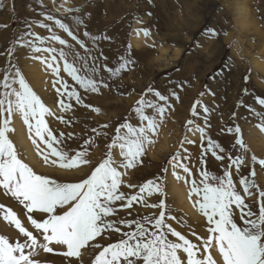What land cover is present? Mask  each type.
Masks as SVG:
<instances>
[{"label":"rangeland","instance_id":"obj_1","mask_svg":"<svg viewBox=\"0 0 264 264\" xmlns=\"http://www.w3.org/2000/svg\"><path fill=\"white\" fill-rule=\"evenodd\" d=\"M9 3L17 13L18 0H0V8L3 9L1 15L5 10H10ZM22 3L26 8V19L19 25L16 19L13 21L10 36L6 41L0 35V80L5 76L11 78L18 69L29 86L52 111L53 115H46L45 119L54 135L59 137L60 133L64 134L61 147H65L70 155L87 147L86 159L89 160V164L72 170L44 163L29 138L27 126L19 114H13L11 127L15 130L8 134L9 138L14 143L19 157L37 174L47 175L58 182H78L86 178L107 157L109 151L117 162L122 160L119 149H109L108 145L122 122L128 120L133 125L139 123L133 109L136 101L144 95L146 99L165 104L166 112L158 133L153 137L155 142L151 149L146 145L145 153L140 158L142 163L131 169H118L126 173L122 176L124 183L119 190L126 194H135L138 187L147 180H158L163 186V193L152 195L147 199V203L156 204L164 199L167 210L166 223L193 243L200 245V238L206 239L209 235L207 218L198 206H194L197 200L195 195L186 197L182 205L176 202L177 197L173 196V192H177L171 189L170 182L177 180L174 173L184 172L181 168L173 167L174 161L170 160V156L179 152L181 158L185 157L182 158V163L187 164L191 170L197 167L200 171V156L207 146V139H201L202 134L195 129L204 127L207 138L218 141L227 153L225 162L205 153L204 170L222 174L225 164L226 168L231 170V160L242 155L243 166L234 171L233 179L240 190L238 178L255 170L256 176L252 179L258 187L252 196L245 197V202L253 211H258V202L261 200L258 193L264 190V165L259 164V160L264 159V132L258 127L260 121L253 112H264V105L257 101L258 97L264 98V0H22ZM88 12L90 14H87ZM77 13L81 15L75 16ZM48 16L53 19L48 20ZM0 17V23H6V26H2L6 36L9 25L4 16ZM96 19H103L105 23L101 28V34L106 36L103 44L99 43V35H96L101 26L95 22ZM57 20L69 26L76 37L75 40L59 27ZM81 20L89 22L83 23L82 32L79 29L82 23L78 22ZM42 23L49 27H42ZM144 29L148 31V35L144 34ZM27 30L26 34L35 32L38 36L47 38L37 41V46L57 49L55 55L61 65L59 77L41 63L37 64L40 75H37L35 81L32 80L31 67L27 68L31 60L25 61L26 54L20 56L22 47L18 48L14 43V38L17 37L15 35H24ZM53 34L66 39L68 44L60 45L58 41L51 40ZM107 36H113L115 40L110 43ZM25 39L34 40V37L27 35ZM80 41H83V45ZM60 48L69 52L68 61H75L77 67L85 61L89 66L100 65L97 78L108 87L101 85L96 93L80 87L63 70V61L59 60ZM123 59H130L131 63L119 75L111 76L104 66L119 67ZM58 78L69 84V90L75 88L83 102L78 103L67 96L58 95L56 88L60 85L55 83ZM13 87H18L15 81ZM149 87L168 96V100L159 101L154 92H147ZM4 91L3 85L0 84V93ZM61 99L72 107L67 111L62 110L58 104ZM205 108L209 111L205 112ZM145 111L146 114H151L153 110ZM57 117H63L66 122ZM189 121L192 123L189 124ZM104 125L108 127L105 128ZM235 125H239L242 130L245 148L235 144V133L227 131ZM20 127L24 135H21ZM185 138L197 142L190 149L191 156L185 155ZM86 140L92 142L90 146L85 144ZM37 143L41 150H46V146L38 139ZM27 147H30L33 158ZM218 154L223 155L219 152ZM253 155L257 157L256 160L252 159ZM165 168L168 171L165 172ZM183 180L189 194V184ZM177 181L181 182V179ZM128 185H136L137 188H129ZM118 204L119 202L114 219H140L144 216L159 215L161 211L159 207H145L139 203H135L132 209H121ZM0 205L15 211L22 226L37 236L38 247L32 258L38 261V264H93L95 256L102 248L118 241L121 236L108 231L81 249L79 257L67 258L61 254L66 251V247L55 242L49 244L53 248L51 253L39 247V244L45 243L42 230H37L31 224L27 219L29 214L23 206L11 196L5 195L2 189ZM61 211L57 209V214ZM129 212L131 215H128ZM31 215L38 222L47 218L46 214L39 211H34ZM236 222L241 223L238 217ZM117 226L122 231L130 230L126 224ZM132 228L134 229V225ZM0 235L10 242L25 240L13 224L3 219L2 214ZM169 238L177 239L170 235ZM97 243L101 245L100 248L93 246ZM208 251L217 264H223L215 247ZM202 253L203 248L198 255Z\"/></svg>","mask_w":264,"mask_h":264},{"label":"snow or ice","instance_id":"obj_2","mask_svg":"<svg viewBox=\"0 0 264 264\" xmlns=\"http://www.w3.org/2000/svg\"><path fill=\"white\" fill-rule=\"evenodd\" d=\"M47 19L52 20L53 17L48 16ZM56 23L69 36L76 39L67 24L59 20ZM41 26L49 27L43 23ZM143 31L148 35L146 29ZM27 35L34 37V40L21 38L18 43L27 45L33 53H47V55H34L33 58L45 64L59 77L61 65L55 55L57 49L37 46V41L47 39L46 37H40L35 32ZM50 39L58 41L60 45L68 44V41L59 35L53 34ZM80 43L83 45V41ZM68 55L69 52L64 48L59 49V60L63 61V70L80 87L92 93L98 92L101 85L108 87L97 78L100 65L89 66L85 61L77 67L75 61H68ZM130 63V59H123L119 67H104L111 76H116ZM13 81L18 87H13ZM55 83L60 85L56 88L58 95L67 96L78 103L83 102L78 91L75 88L69 90V84L62 78H58ZM0 84L5 89L0 93V189L5 195L18 201L29 214L27 219L31 224L37 230H42L45 243L39 244V247L43 251L53 252L49 244L55 242L66 247V251L61 253L63 256L79 257L81 249L89 246L90 242L108 231H113L121 234L120 238L103 247L95 256L93 264H217L208 251L212 247L217 249L223 264H264V190L258 193L261 198L258 202V211H253L245 202V197L252 196L253 191L258 187L252 179L256 176L255 170L238 178L240 190L237 189V182L233 179L234 171H238L243 166L242 155L231 160L233 168L231 170L225 168L222 174H213L204 170L205 153H210L219 161H223L227 155L221 145L207 138L204 127L195 129L202 134L201 139H207V146L200 156L199 180L192 178L191 169L181 162L179 152L170 156V160L174 161L173 167L181 168L187 174L188 179L185 182L189 184V197L193 195L197 197L194 206H198L207 218L209 235L206 239L200 238L201 244L198 245L166 223L167 210L164 199L156 204L147 203V199L152 195L163 193V186L158 180H147L138 187L135 194H126L119 190L124 183L122 176L126 173L118 169H131L142 163L140 158L145 153L146 145L155 142L153 137L160 129L166 112L165 104L146 99L142 95L133 109L139 123L133 125L128 120L122 122L116 128L115 136L108 145L109 149H119L122 160L117 162L109 151L107 157L86 178L78 182H58L47 175L37 174L19 157L8 135L15 130L11 127L12 115H20L27 126L29 138L37 148L38 155L42 156L46 164L67 170L87 165L89 164V160L86 159L87 147L71 155L65 147H61L64 134L60 133L59 137L54 135L45 119L46 115H53L52 111L29 86L18 69L11 78L5 76L0 80ZM147 92H154L159 101L168 100V96L151 87ZM257 101L260 105H264V98L258 97ZM240 103L243 104V101ZM58 104L64 111L72 107L63 99L59 100ZM146 109L153 111L151 114H146ZM95 110L99 111V109ZM204 111L208 112L209 109L205 108ZM253 114L258 117L260 121L258 127L264 132V112H253ZM57 119L66 122L63 117ZM191 123L189 121V124ZM227 131L236 134V145L241 148L246 147L239 125L230 127ZM37 139L46 146V150L40 149ZM91 143L89 140L85 141L86 145L90 146ZM183 143H192V141L185 138ZM252 159L256 160L257 157L253 155ZM259 164L264 165V159L259 160ZM164 171L168 169L165 168ZM176 178L184 179L180 175H176ZM128 187L137 188L136 185H128ZM117 202L121 209H132L135 203H139L145 207H159L161 211L159 215L144 216L140 219H114ZM57 209L62 211L57 214ZM34 211L46 214L47 218L38 222L31 215ZM0 214L25 237L23 242L19 240L10 242L5 236L0 235V264H38V261L32 258L38 247L37 236L22 226L17 213L11 208L0 205ZM128 215H131V212ZM237 217L241 221L240 224L236 222ZM118 224H126L130 230L122 231ZM169 235L177 239H170ZM193 235L195 236V233ZM93 246L101 247L98 243ZM201 248L203 253L198 255L201 253Z\"/></svg>","mask_w":264,"mask_h":264},{"label":"bare ground","instance_id":"obj_3","mask_svg":"<svg viewBox=\"0 0 264 264\" xmlns=\"http://www.w3.org/2000/svg\"><path fill=\"white\" fill-rule=\"evenodd\" d=\"M27 2V1H26ZM25 2V3H26ZM108 3V2H107ZM23 3H22V0H18V11H17V13L15 12L16 10L14 9V7L12 6V4L10 5V3H9V7H10V10H5L4 11V14L3 15H1L2 14V8H0V16H4V18L7 20V25H9V28H8V35H6L5 36V29H3V27L2 26H6V23H4V24H1L0 23V35H2L3 36V40L4 41H6V39L8 38V36H10V31H11V24H13V21L16 19V22L18 21V25L22 22V20H25L26 19V16H25V12H26V8L22 5ZM116 4V3H115ZM28 5V4H27ZM121 5V4H120ZM111 6V5H110ZM123 6V5H122ZM121 7V6H120ZM8 8V7H7ZM144 8V7H143ZM146 8V7H145ZM122 9V8H121ZM41 10V9H40ZM145 10V9H144ZM143 10V11H144ZM10 11H13L14 13H9ZM109 11H110V9H109ZM80 12V11H79ZM87 14H90V12H88ZM81 15V13H77L75 16H80ZM1 18V17H0ZM97 19H99V16H97ZM96 19V21L95 22H97V23H99V25H101L100 26V29L98 30V33H96V35H99V37H98V41H99V43L100 44H103L104 43V41H105V39H106V36H104V35H102L101 34V28L104 26V22L102 21V20H97ZM94 21V20H93ZM114 20H112V22H113ZM15 22V23H16ZM85 22L87 23V24H89V22L88 21H86L85 20ZM85 22H82V20H81V26H80V32H82V31H84V25H83V23H85ZM114 24L116 23V21L115 22H113ZM17 24V23H16ZM90 28V27H89ZM89 28L87 29V30H89ZM28 32V30L24 33V35H15V37L16 38H14V43H16L17 45V47L19 48V47H22V51L20 52V56L21 57H23L25 54H26V58H25V61L26 60H31L30 61V66H27V68L28 67H31V70H30V77L32 78V80L33 81H35L36 79H37V75H40V72H39V70H38V65H41V62L40 61H38V60H34V58H33V56L34 55H36L37 53H33V51H32V49L31 48H29L27 45H25V44H22V43H18V40H20L21 38H23V39H25V36H27V33ZM94 37H95V34H94ZM107 41H109L110 43H111V41L112 40H115V38L113 37V36H111V38H109L108 36H107ZM38 64V65H37ZM21 126V125H20ZM22 127V126H21ZM21 127L19 128L20 129V133H21V135H24L23 134V132H22V130H21ZM208 135V134H207ZM194 136V135H193ZM196 137H198V136H196ZM193 138V137H192ZM162 140V139H161ZM188 141H192V143H185V145H184V147H185V152H187V153H185V155H189V156H191L190 155V152H191V148L193 147V146H195V144H197V142L196 141H194L193 139H190V140H188ZM23 142H24V140H23ZM22 142V143H23ZM216 143L218 142V141H215ZM177 144H179V142L177 143ZM153 145V143L152 144H149L148 146L150 147V149H151V146ZM183 146V145H182ZM27 150L29 151V153L31 152V150H30V147H27ZM30 155H31V157L33 158V156H32V154L30 153ZM181 155V154H180ZM182 158L184 159L185 157L184 156H182ZM188 159L189 160H191L190 159V157H188ZM227 160V159H226ZM183 162H185V161H183ZM222 162V161H221ZM223 162H225V159L223 160ZM225 168H226V164H225V166H224ZM179 170V169H178ZM182 170V169H181ZM194 171V172H193ZM191 173H192V178L193 179H196V180H199L200 179V176H199V170H198V168L196 167L194 170L192 169L191 170ZM176 175H180V176H182V177H184V175H185V177H184V179L186 180V179H188V177H187V174H182V172L180 171V172H176L175 173ZM169 177V176H168ZM169 179H171V177H169ZM177 180H180V179H177ZM172 181L171 180V182H170V187H171V189L173 190V191H176L177 193H175V192H173V196H175V197H177L176 198V202H178L179 204H181L182 205V202H183V200L185 201V198L186 197H189V194H188V191H187V189H186V187H185V185H184V180L183 179H181V182H179V181ZM183 187H184V189H183ZM194 196V195H193ZM192 196V197H193ZM188 203V202H187ZM189 204V203H188ZM185 206H187L186 204H185ZM187 208H188V206H187Z\"/></svg>","mask_w":264,"mask_h":264}]
</instances>
